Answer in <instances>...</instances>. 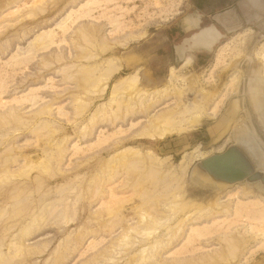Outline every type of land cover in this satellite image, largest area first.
I'll return each mask as SVG.
<instances>
[{
  "label": "rangeland",
  "instance_id": "1",
  "mask_svg": "<svg viewBox=\"0 0 264 264\" xmlns=\"http://www.w3.org/2000/svg\"><path fill=\"white\" fill-rule=\"evenodd\" d=\"M236 1L0 0V264H264V193L190 177L244 125L264 143L248 96L264 18L188 61L166 39ZM175 107L201 123L142 136Z\"/></svg>",
  "mask_w": 264,
  "mask_h": 264
},
{
  "label": "water",
  "instance_id": "2",
  "mask_svg": "<svg viewBox=\"0 0 264 264\" xmlns=\"http://www.w3.org/2000/svg\"><path fill=\"white\" fill-rule=\"evenodd\" d=\"M238 135L235 132L234 144L224 153L197 162L191 171V181L222 191L246 183L264 193V143L253 128H248V138L240 139Z\"/></svg>",
  "mask_w": 264,
  "mask_h": 264
},
{
  "label": "bare ground",
  "instance_id": "3",
  "mask_svg": "<svg viewBox=\"0 0 264 264\" xmlns=\"http://www.w3.org/2000/svg\"><path fill=\"white\" fill-rule=\"evenodd\" d=\"M219 21V20H218ZM231 21V20H230ZM227 23V22H226ZM229 26V25H228ZM225 27V26H224ZM230 28V27H229ZM232 28V27H231ZM209 31H212V32H214V33H217V34H219V31L218 30H216L215 29V27L214 26H211L209 29H208ZM191 41H193V40H188L187 42H186V44L187 43H189V42H191ZM263 52V51H262ZM221 54H222V52H221ZM221 57V56H220ZM223 57V56H222ZM242 58V57H241ZM219 60V59H218ZM220 61V60H219ZM186 65V64H185ZM173 72V71H172ZM173 75H172V77H173V79H174V77H175V75H174V73H172ZM136 75H138V74H136ZM259 76V75H258ZM137 77H139V76H137ZM126 81V80H125ZM128 81L130 82V78H128ZM131 81H133V83H134V85H133V83H131L132 85L129 87V89H133V90H135V88H136V86H137V80H136V78H134V76H133V78H132V80ZM129 82H127V84L129 85ZM232 82L234 83V84H236V82H237V78H234L233 80H232ZM122 84L124 83V80H123V82H121ZM126 83V82H125ZM124 83V84H125ZM119 85L121 86V84L119 83ZM118 85V87H120ZM126 85V84H125ZM128 85H126V86H128ZM123 87V86H122ZM122 87H120V88H122ZM116 88V87H115ZM128 89V90H129ZM122 90V89H121ZM248 90V89H247ZM139 91V90H138ZM166 91V90H165ZM183 91V90H182ZM182 91L181 90H179L177 93H174L173 95L174 96H176V97H182ZM236 91V90H235ZM166 92H168V91H166ZM137 92H135V94H136ZM249 93H250V95H249ZM147 94V93H146ZM138 95H140V93H138ZM143 95H145V93L144 94H142V95H140L139 96V98L141 97V96H143ZM166 95L168 96L169 95V92H168V94L166 93ZM248 96H249V99L251 100V104H252V106L255 108V109H257L256 111H258V112H256L257 113V115H258V113H259V115H258V121H259V125H260V127L262 128V129H264V78H260V77H256L255 75L250 79V84H249V92H248ZM199 103L198 102H193L192 103V106L194 107V106H196V105H198ZM149 106H151V105H149ZM152 107V106H151ZM177 107V106H176ZM175 107V109H173L172 111H170V110H168V112L166 111V112H164V113H161V114H158L155 118H153L151 121H150V123L149 124H147L146 125V129H147V131L144 133V134H142V136L143 137H149V138H151V139H159V140H163V139H165L166 137H168V136H171V135H174L175 133H182V132H184V131H188V130H190V129H193V128H195L197 125H199L200 123H201V117H198V116H194V115H192V113H193V108H190V107H185L184 109H183V111L182 112H178L177 110H178V108H176ZM197 107V106H196ZM199 107V106H198ZM198 107H197V109H198ZM201 107V106H200ZM218 107V106H217ZM153 108V107H152ZM151 108V109H152ZM202 108V107H201ZM200 108V109H201ZM200 109H198V111L200 110ZM149 110V107L148 108H146V109H144V110H142L141 111V113H146L147 111ZM204 110V109H203ZM150 111V110H149ZM202 111V109L200 110V112ZM149 113V112H148ZM204 113V112H203ZM192 115V116H190V118H187L186 117V115ZM175 115H178V116H180V117H182V119L181 120H179V122H176L175 121V119H174V116ZM201 115V114H200ZM260 116V117H259ZM262 119V120H260V119ZM264 131V130H263ZM238 133H239V135L237 136V138H240V139H244V138H248V128H245V129H241V130H239L238 131ZM178 134V135H179ZM141 136V137H142ZM249 141H250V139H249ZM246 142H248L247 140H246ZM249 143V142H248ZM197 152H198V150H196ZM195 153V152H194ZM200 157H202L201 158V160H197V161H202V160H204V159H207V158H204V156H200ZM182 163V162H181ZM182 165V164H181ZM238 186H241V187H243V189H244V187H247L246 189L247 190H245L244 189V191L242 192L243 193V195H246V196H249V195H252V192H251V190L252 189H254V187H248L247 186V184L245 183V184H243V185H241V184H237V185H234V186H231V187H227V188H224V191H228V190H230L231 188H235V187H238ZM220 189H222V188H220ZM259 189V188H258ZM253 191V190H252ZM221 192V191H220ZM263 192V191H262ZM219 194V193H218ZM260 197H262V196H260ZM263 199H264V197H262ZM238 203H239V201H238ZM237 203V204H238ZM256 203H258V202H256ZM241 204V203H240ZM251 205H252V207L254 206L252 203H250ZM249 204V205H250ZM255 204V203H254ZM259 205H260V203H258ZM258 204H256V206L255 207H257L258 206ZM185 205V204H184ZM183 205V206H184ZM246 205V204H245ZM245 205H239L238 207H240L241 208V206H245ZM262 205V204H261ZM185 207H186V205H185ZM225 207V206H224ZM235 207H237V206H235ZM246 208H248L247 206H245ZM252 207H250L249 206V208H251L252 209ZM259 208L260 207H262L263 208V206H258ZM258 207L257 208H254V209H258ZM226 208V207H225ZM236 210H237V208H236ZM235 210V211H236ZM262 210H264V209H262ZM229 211V210H228ZM234 211V212H235ZM238 211H240V214H241V212H245V208H244V210L243 211H241V209L240 210H238ZM237 211V212H238ZM247 212H245V213H248V214H245V213H243V214H245L246 216H248L249 214L251 215L252 213H249L248 212V209L246 210ZM237 212H235V214L234 215H236V216H238V215H240V214H238ZM257 212H259V211H257ZM238 215H237V214ZM255 213V212H254ZM260 213V215L262 214V213H264V211L261 213V212H259ZM250 215H249V218H250ZM257 214L255 213V216L254 217H257L256 216ZM241 216V215H240ZM263 216H264V214H263ZM254 217L252 218V219H254ZM248 218V217H247ZM258 218H259V216H258ZM261 218H262V216H261ZM261 218H259L260 220H261ZM258 219V220H259ZM258 220H256V219H254L253 221L255 222H258ZM259 220V221H260ZM197 232V231H196Z\"/></svg>",
  "mask_w": 264,
  "mask_h": 264
},
{
  "label": "flooded vegetation",
  "instance_id": "4",
  "mask_svg": "<svg viewBox=\"0 0 264 264\" xmlns=\"http://www.w3.org/2000/svg\"><path fill=\"white\" fill-rule=\"evenodd\" d=\"M236 2L238 3V6H239L240 9L244 7V4H242V0H237ZM242 13H244V12H242ZM243 15H246L247 18L249 16V14H243ZM259 15H260V13L256 12V13H254V16L253 17L256 19V18L259 17ZM260 16L263 17V15H260ZM260 18H258L257 20H259ZM188 20H189V24L191 26H195L193 19H189L188 18ZM188 20H186L184 22V25L187 24V21ZM253 22H254V20H252L250 22V24H252ZM250 24H248V25H250ZM175 25L172 26L171 28H169L167 30V32H166V39H167L168 44L171 47L176 48V46H179L178 47L179 48V52H182L183 51V53H182V59L183 60H187V53H188V51L189 52H191V51L194 52L195 51V52L202 53V54H205L203 52H208V53L211 52L218 45V43L222 39H224V37H227V35H229V34L226 35V34L222 33V31L218 30L217 28H215V29L219 31V34L214 33L212 31H209L208 29L211 26H213V24L208 23V22H205L204 25H201V27H198L194 31V33L192 32L191 35H189L190 32L187 33L186 31H184V32L181 31V33H180L179 32L180 30L178 28H176ZM258 29H260V28H258ZM252 31L254 32V30H252ZM260 33L261 34H264V26L263 25L261 27V32ZM186 35H189V36H186ZM188 40L189 41L190 40H193V41H191V42H189V43L186 44V42ZM180 57H181L180 55L179 56L177 55V58L178 59ZM200 61L201 60H199V59L197 60V62H200Z\"/></svg>",
  "mask_w": 264,
  "mask_h": 264
},
{
  "label": "crops",
  "instance_id": "5",
  "mask_svg": "<svg viewBox=\"0 0 264 264\" xmlns=\"http://www.w3.org/2000/svg\"><path fill=\"white\" fill-rule=\"evenodd\" d=\"M242 4H244L243 8H239L238 3L235 2L233 5H237L236 7L232 6L228 12L225 14H206L202 12L201 10H196L194 18H189L194 20L195 26H191L189 24V20L187 21V24L183 25V30H185L187 33L190 31H195L198 27H201V25H204L205 22L213 24L215 28L222 31L224 34H232L233 32L237 31L238 29H235L233 27H236L239 25L237 22L239 19L241 21L243 20L246 24H250L252 20H255L254 13L262 11V7L264 6V0H242ZM244 10V11H243ZM249 12L248 18L246 15H243L242 18L238 14V12ZM252 13V14H250ZM243 14V13H242ZM252 16V17H251ZM264 16V14H263ZM261 16L259 15L258 18ZM263 18V17H262ZM219 20V21H218ZM231 20V21H230ZM227 22V23H226ZM229 25V26H228ZM225 26V27H224ZM230 27V28H229ZM232 27V28H231ZM188 29V30H187Z\"/></svg>",
  "mask_w": 264,
  "mask_h": 264
}]
</instances>
